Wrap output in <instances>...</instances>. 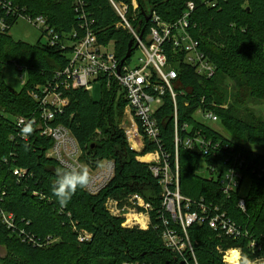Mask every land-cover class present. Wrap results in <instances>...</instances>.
Wrapping results in <instances>:
<instances>
[{
  "label": "trees",
  "instance_id": "trees-1",
  "mask_svg": "<svg viewBox=\"0 0 264 264\" xmlns=\"http://www.w3.org/2000/svg\"><path fill=\"white\" fill-rule=\"evenodd\" d=\"M10 1L25 15L45 17L64 39L74 31L81 32L82 20L71 0ZM81 1L99 41L104 45L114 41L116 56L123 61L133 36L116 27L120 18L110 1ZM115 1L129 6V20L139 32L145 29L146 33L151 23L146 22L145 14L155 13L166 22H174L181 17L187 3L195 4L192 34L215 64L217 73L205 79L188 66L177 67L176 90L187 95L180 98L182 121L191 122L190 113L202 97H206L207 104L214 101L225 104L229 97L226 81L235 84L233 102L225 110L216 109L219 123L230 137L205 126L207 136L230 143V148L227 153H219L216 159L207 157V163L224 165L225 157L233 154L246 158L242 171L251 183L246 195L247 211L237 207L241 189L228 199L218 181L198 174L199 156L186 150L179 153L180 189L192 200L203 199L219 205L250 234V239L220 238L209 227L197 225L190 228L189 237L199 264H225L218 248H240L251 260L263 258L264 178H258L257 174H264V121L246 105L250 101L264 102V0H216L217 7L209 5L207 0H136L135 12L133 0ZM7 19L13 25V20ZM10 31L0 32V200L3 199L2 206L7 211L17 216V224L25 233L23 236L12 233L0 224V246L6 249L0 264H184L162 240L159 181L148 164L137 160L154 147L147 146L142 154L131 149L117 120L119 111L127 107L124 95L118 99L117 87H112L101 102L83 89L60 90L69 104L56 114L54 125L71 130L82 152L81 162L88 168L95 170L104 161H111L116 171L98 195L89 194L86 187L78 188L66 205L59 204L53 186L57 177L69 170L47 157L53 141L42 137L37 126L30 129L28 140H23V129L16 126V118L36 116L40 105L31 94L39 92L37 87L49 83L56 87V73L66 68L72 48L17 41ZM11 64L22 67L27 75L20 90H14L4 78L6 66ZM194 94V103L185 108V101ZM172 111V103L167 99L158 117L161 121L166 119L161 126L165 147L175 153ZM234 163L235 156H232L228 166H235ZM16 168L28 171L26 179L19 181L13 175ZM134 194L143 196L154 207L148 230L124 228L123 220L111 216L106 209L108 198L126 203ZM81 231L90 233L91 240L80 241ZM24 237L35 238L37 244ZM251 240L257 242L255 251L248 248Z\"/></svg>",
  "mask_w": 264,
  "mask_h": 264
},
{
  "label": "built area",
  "instance_id": "built-area-1",
  "mask_svg": "<svg viewBox=\"0 0 264 264\" xmlns=\"http://www.w3.org/2000/svg\"><path fill=\"white\" fill-rule=\"evenodd\" d=\"M71 1L75 4L78 18L82 20L81 32L74 31L64 39L49 25L45 17L25 15L12 1L0 0V32L11 30L20 19H24L42 30L50 46L61 45L64 48L68 45L72 48L66 68L56 73V87L49 83L48 86L37 87L39 92L31 94L40 105L36 116L16 118V126L23 129L22 139L28 140L31 133L26 132L25 129L37 126L41 130L42 137L53 141L47 157L59 162L66 170L87 168L90 182L86 186V191L91 195H98L112 181L116 171L114 163L104 161L95 170L88 168L81 162L82 152L71 130L54 123L56 114L62 112L69 104L60 90L83 89L90 93L95 82H102L111 89L117 87L118 94L123 93L127 100L126 109L131 118V125L126 127L124 132L131 149L142 154L147 146L154 147L137 159L150 166L153 176L162 188L163 214L160 216V221L165 247L181 258L184 264H199L193 242L189 237V230L194 225L207 226L220 238L237 241L250 239V234L219 205L206 203L203 199L192 200L184 196L180 189V150L197 154L200 162L208 164L207 157L216 159L219 153H227L230 148V143H223L222 140L207 136L205 130L207 125L199 119L209 123H219L220 118L216 109H224L223 105H218L215 101L207 104L206 97H202L195 103V108L190 113L191 122L182 121L180 98L187 95L176 90L175 83L179 79L177 67L181 64L188 66L194 69L199 77L205 79L212 78L217 73L215 64L201 50L200 41L192 34L191 19L196 8L193 1L187 3L181 17L174 22H166L153 13L149 21L151 23L149 31L145 32L141 39L142 31L139 32L129 20V6L109 0L120 18L116 27L128 31L133 36L134 45H138L136 51L140 52L136 59H133L135 54L132 53L124 63L116 56L114 41L107 45L99 41L98 35L91 27L93 24L87 21L88 15L82 1ZM207 2L212 7H217L216 0H207ZM132 5L135 12L138 9L137 1L133 0ZM8 17L13 20V25H10ZM21 70L23 71L22 67ZM25 83L26 81H23L22 86ZM189 98L191 99L184 103L185 108H189L194 103L196 96L194 94ZM167 99L173 106L171 120L174 127L175 153L165 147L161 126L166 119L161 121L158 117V112H161ZM231 152L234 150L232 149ZM232 156H235V166H228ZM143 157L149 159L143 161ZM245 163L246 158L242 154L227 155L224 160L225 166L216 162L208 164L211 177L206 178L218 181L222 194L229 199L238 190H242L244 182L250 181L242 171L246 167ZM13 175L22 181L28 176V171L16 168L13 170ZM257 176L264 178L263 173ZM2 202L3 199L0 200V224L8 231L23 236L25 232L20 230L17 216L7 211L2 206ZM105 206L111 216L123 220L124 228L148 230L151 226V212L154 207L139 194L129 196L126 203L108 198ZM237 207L242 212L247 211L246 195L243 193ZM26 238L37 244L35 238ZM91 238L92 235L86 231L79 233L80 241H90ZM44 244L46 245V241ZM256 247V240H251L248 248L255 251ZM218 250L223 254L225 264H264V257L251 260L240 248L229 250L218 248Z\"/></svg>",
  "mask_w": 264,
  "mask_h": 264
},
{
  "label": "rangeland",
  "instance_id": "rangeland-1",
  "mask_svg": "<svg viewBox=\"0 0 264 264\" xmlns=\"http://www.w3.org/2000/svg\"><path fill=\"white\" fill-rule=\"evenodd\" d=\"M10 35L17 40V41H23L29 44H37V43H42V44H47L48 38L42 33V30L38 27H34L31 24H29L27 21L24 19H20L11 29ZM140 52L136 51L134 58L136 59L139 57ZM5 80L6 83L12 87L14 90H20L23 84V81L27 80V75L25 72L21 70V67L17 66L16 64H11L7 65L5 69ZM228 83V88L226 89L228 92V99L223 106L225 107L223 110L227 109L229 105L233 102V94L235 92V84L231 82L230 80L226 81ZM92 91L90 94L96 101H103L106 98L107 93L110 92L111 88H107L106 85L102 82H95L92 85ZM123 93L119 92L118 94V99L122 97ZM246 108L250 112H254L257 116L261 117L262 120L264 121V102L260 101H250L247 105ZM245 110V109H244ZM243 110V111H244ZM246 115V114H245ZM205 125H207L210 129H213L214 131L220 133L224 137H230L228 131L224 128V126L220 123H209L206 122L205 120L199 118ZM118 121L120 120L119 126L120 128L124 131V129L128 126L131 125V118L129 114L127 113V109L125 108L123 111H119V118L117 119ZM101 132L97 131V134L100 135ZM256 149V148H255ZM138 160V159H137ZM139 161V160H138ZM209 165L206 164L205 162L201 161L200 166H199V174L203 177H208L210 178V172H209ZM250 181L244 182L242 186L241 193L244 195L248 194V191L250 189ZM6 256V249L2 246H0V257H5Z\"/></svg>",
  "mask_w": 264,
  "mask_h": 264
},
{
  "label": "clouds",
  "instance_id": "clouds-1",
  "mask_svg": "<svg viewBox=\"0 0 264 264\" xmlns=\"http://www.w3.org/2000/svg\"><path fill=\"white\" fill-rule=\"evenodd\" d=\"M25 131H30V129H25ZM89 182L90 176L87 168H73L57 177L55 185L53 186V194L57 198L59 204L64 206L78 188L84 189Z\"/></svg>",
  "mask_w": 264,
  "mask_h": 264
},
{
  "label": "water",
  "instance_id": "water-1",
  "mask_svg": "<svg viewBox=\"0 0 264 264\" xmlns=\"http://www.w3.org/2000/svg\"><path fill=\"white\" fill-rule=\"evenodd\" d=\"M152 14H145V19H146V22L148 23L151 19V16ZM144 33H145V29L142 30L141 32V35H140V38L142 39V37L144 36ZM138 45H134V39L131 40L130 44H129V49H128V52H127V55H126V58L122 61V63H124L127 59H129L131 56H132V53L134 51V49L137 48Z\"/></svg>",
  "mask_w": 264,
  "mask_h": 264
},
{
  "label": "bare ground",
  "instance_id": "bare-ground-1",
  "mask_svg": "<svg viewBox=\"0 0 264 264\" xmlns=\"http://www.w3.org/2000/svg\"><path fill=\"white\" fill-rule=\"evenodd\" d=\"M147 159H149V158H144V157H143V159H142V160L144 161V160H147Z\"/></svg>",
  "mask_w": 264,
  "mask_h": 264
}]
</instances>
